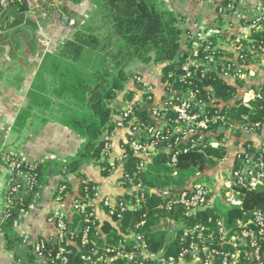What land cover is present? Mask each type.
Returning a JSON list of instances; mask_svg holds the SVG:
<instances>
[{
	"label": "built area",
	"instance_id": "built-area-1",
	"mask_svg": "<svg viewBox=\"0 0 264 264\" xmlns=\"http://www.w3.org/2000/svg\"><path fill=\"white\" fill-rule=\"evenodd\" d=\"M50 3L51 0H0V7H23L34 15H45ZM249 10V5L240 0H226L219 6L217 13L224 19L223 23L199 29L190 38L187 62L182 65L184 74L180 82L192 79L199 70L201 78L210 71H216L229 84V81H243L247 95L238 99L243 105L250 107L252 101L261 98L264 82L254 84L249 80L254 77L250 63L264 60V47L257 46V40L251 39L252 33L264 30V5L254 15L249 16ZM228 15L242 21L244 28L231 36L233 57H217L212 51L222 48L219 45L221 37L233 30V25L226 21ZM61 18L64 24L70 23L66 15ZM218 60H226L227 64L218 69ZM160 75L163 95L157 103L151 84L143 81L139 74L133 78L134 84L143 86V90L136 89V99L141 102L138 109L146 110L147 117L135 115L133 102H126L120 109L121 113L113 119L115 129L126 133L124 144L130 153L127 155L123 150V162L137 158V168L145 170L156 155L163 152L167 154L166 166L174 177L178 176L180 162H188L187 168L195 169V175L184 178L179 185L152 188L141 181L134 182L132 177L123 174L122 183H128L125 185L127 192L119 196L103 195L98 187L90 194L85 188L82 197L77 194L73 198V211L85 215L86 222L95 226L96 236L99 237L101 229L96 225L99 222L97 211L102 209L119 237L115 245L106 246L101 252L96 242L89 238L91 226H86L81 245L92 246L83 250L81 258L91 264H110L118 259H125L130 264H264V204L253 208L245 205L249 194L264 193V120L262 123L242 122L239 145L231 143L226 133L227 130L231 133L232 127L226 128L222 124L225 118L221 111L225 105H234V100L228 104H216L211 114L205 110L206 106L212 105L211 102L198 100V90L175 88L173 83L162 81L161 71ZM262 108L264 111V105ZM168 113L171 115L168 116ZM217 123L220 124L217 135L224 137L221 141H210V145L228 149L231 144L238 149L230 161L226 153L216 166L203 168L186 156L193 150L204 153L200 147L206 145L207 138L213 135L210 127ZM254 135L257 143L247 138ZM169 136H175L173 142ZM160 139L168 144L162 150H157ZM34 165L13 158L12 169L19 173L22 181L11 186L7 202L26 197L28 191L33 189L36 180L31 170ZM209 178L213 182H207ZM201 179L204 182H200ZM65 189L64 185L59 187V202ZM152 196L158 198L152 210L159 216L153 228L167 234L165 242L156 250H152L145 239L146 213L135 224L123 226L121 223L124 214L141 207L147 209ZM218 200L227 211H219L216 207ZM67 219L62 205H58L50 217L59 242L54 258L61 263L67 261L69 254L63 244L74 243L69 238ZM32 246H35L37 256L44 262L42 247L37 240ZM89 253L95 257L89 256Z\"/></svg>",
	"mask_w": 264,
	"mask_h": 264
},
{
	"label": "trees",
	"instance_id": "trees-1",
	"mask_svg": "<svg viewBox=\"0 0 264 264\" xmlns=\"http://www.w3.org/2000/svg\"><path fill=\"white\" fill-rule=\"evenodd\" d=\"M67 3L77 4L81 0H65ZM99 8L102 21L111 28L110 38L103 40L92 28L90 24L82 26L77 30L71 39L63 43L55 52L48 53L39 69L33 83L29 99L32 102H40L42 108H49L58 104L60 109V123L84 139L81 151L65 164L46 160L35 162L31 174L35 177L36 183L33 189L29 190L26 197L13 199L8 202L0 215V232L3 235L5 249L20 264H91L81 258L83 250H88L92 245L82 246L81 240L86 226H91L89 238L96 242L97 248L102 252L106 246L115 245L118 240V232L109 224L100 226L101 236H96L95 226L91 222H86L85 215L73 212L67 220L69 228V238L74 243L63 244L69 254L67 261L61 263L56 260L55 254L58 249V239L55 234L49 238L39 237L38 244L42 247L44 258L41 261L35 252V246H31L26 260L18 256V248L22 245L24 238L16 232L15 223L18 217L31 205L39 187L45 184V174L48 168L55 166L57 171L65 176L69 173L75 174L82 180L78 195L85 194V188L93 194L95 183L86 179L82 173V168L87 163L95 160L100 167L102 175L107 176L111 169L106 157L107 143L106 137L115 130L113 119L121 113V110L114 106V101L120 93H123V101L133 102L135 115L147 117L146 110L138 109L140 101L136 99L137 92L127 89V82L131 79L125 69L127 65L138 58L144 63L152 62L161 65L162 81H169L175 88L198 90L196 97L198 100L211 102L212 105L205 107L206 111L214 112L215 105L220 103H230L234 100V105H225L221 111L225 120L222 123L226 128H231L233 137L241 136V123L263 122L264 94L262 90L261 98L250 103V107L242 104L236 98L238 88L227 83L220 78L216 71H210L200 77V70L192 79L180 82L179 79L184 74L182 65L187 62V52L181 50V23L183 17L166 9L158 0H92ZM68 7V6H67ZM0 13L4 15L5 21L9 24L10 19L13 26L22 23L25 18L23 7H10L2 9ZM220 19L216 25H219ZM225 39V36L222 37ZM114 39V41H113ZM251 39H256V45L264 47V30L252 33ZM120 43L113 50L115 41ZM215 40V39H214ZM219 57L232 58L233 55L227 53L222 48L212 51ZM84 55L90 57L88 62L78 65ZM227 64L226 60H218L217 68ZM44 68V69H43ZM243 85V81H238ZM36 84V85H35ZM142 84H135V88L142 89ZM143 90V89H142ZM33 94V95H32ZM33 96V97H32ZM31 97V98H30ZM29 100V102H31ZM30 104L19 113L14 130L21 132L25 126L29 112L33 108ZM74 107H81L84 114L74 115ZM27 112V113H26ZM26 113V114H25ZM168 116L171 113L167 114ZM47 120V119H45ZM48 121V120H47ZM45 121V122H47ZM44 122V123H45ZM20 123V125H19ZM220 124L210 127L213 135L209 136L206 145L200 147L204 153L193 150L186 158L195 160V164L201 167H214L227 153L224 146L214 147L210 141H221L224 135H217ZM172 142L175 136H169ZM157 150H162L168 142L157 141ZM123 150L129 155L128 146L123 143ZM167 154L160 152L150 162L145 170L137 168V158H130L124 163V175L132 177L134 182L142 183L152 188H164L169 185H179L184 182L181 172L188 170L189 163L180 162L178 176L172 175L171 169L166 166ZM24 169V167H21ZM67 170H66V169ZM12 178L16 177V170L12 171ZM123 182V179H121ZM66 186V194L70 191L66 181L61 183ZM128 185V183H124ZM6 199L9 191H6ZM58 193V192H57ZM59 195V194H57ZM246 207H258L264 204V193H251L248 196ZM250 200V201H249ZM158 198L152 196L148 202V208L141 207L137 211H130L124 214L122 225L135 224L147 214V226L145 239L152 250L162 246L166 240L164 232L154 229L153 226L159 219L152 210ZM99 226V222H96ZM95 257L93 253L88 254ZM110 264H130L127 260H114Z\"/></svg>",
	"mask_w": 264,
	"mask_h": 264
},
{
	"label": "crops",
	"instance_id": "crops-1",
	"mask_svg": "<svg viewBox=\"0 0 264 264\" xmlns=\"http://www.w3.org/2000/svg\"><path fill=\"white\" fill-rule=\"evenodd\" d=\"M164 7L175 14L183 17L180 25L182 30L181 43L183 52H187L189 48L190 38L199 29L209 28L216 25L220 19L222 24L224 19L219 17L217 10L226 0H158ZM249 5V16L254 15L259 8L263 7L264 0H240ZM69 10V19H72L70 25L60 23L59 20L54 19L53 16L45 17L40 22L31 21L30 19H37L41 15H34L28 11L25 12V20L20 23V26L25 25L24 31L30 34L34 40L29 42L28 49L22 53H10L6 50L5 54L0 55V144L1 148L15 151V154L23 157L28 162H44L52 160L61 164L69 162L71 159L81 151L84 139L79 136L72 129L62 125L61 123L49 120L44 123L36 132L31 133L27 130L23 132L21 137L13 134V127L17 121L20 111L27 106V97L31 90L34 79L42 66V63L48 53L55 52L63 43L72 38L73 34L82 26L93 24L94 18L100 14L99 8L92 0H81L77 4L67 3ZM227 23L233 25V30L225 35V39L221 37L219 45L229 54H233L231 37L234 33L244 28L242 21H239L233 15L226 17ZM19 25V24H18ZM97 33V27L92 26ZM111 27L108 25L110 34ZM30 37V36H29ZM101 37V36H100ZM103 39V38H102ZM231 41V42H230ZM224 43V44H223ZM158 70L161 66L156 65ZM250 68L254 74L249 83L264 82V60H255L250 63ZM157 70V71H158ZM161 70V69H160ZM160 70L157 73H151L146 68L141 70L143 81L151 84L156 93V103L163 95V88L161 84ZM6 74L9 78H18L20 82L6 81L3 77ZM4 74V75H3ZM129 75L131 73H128ZM158 76L159 88L154 84V78ZM8 78V79H9ZM231 85L238 88L235 99H239L247 95V90L244 85L238 84L234 81H229ZM127 89L135 90V84L130 79L127 82ZM119 102H115L114 106L121 109L125 106L123 101V93L118 96ZM231 143L239 145L238 138H234L227 130ZM126 133L123 130L115 129L110 136L106 137L109 140L107 143L106 157L110 163L111 169L107 176H103L100 167L97 165L98 161H91L82 168V173L86 179L95 183L103 195L119 196L127 192L125 185L121 179L124 174L123 143L125 142ZM247 137V136H243ZM248 139L257 143V137L248 136ZM19 139V140H18ZM238 148L235 146H228L227 159L230 161L234 152ZM66 169V168H65ZM8 167L3 170L0 169V180L3 178L2 174L6 173L9 177ZM67 170V169H66ZM4 172V173H3ZM46 182L41 185L36 192L34 199L29 206L16 220V232L21 235L24 240L18 248V256L22 260H26L32 244L39 238H49L56 232L54 224L50 221L53 211L58 205H62V210L67 217H71L73 212L72 202L73 198L78 194L82 180L75 174L63 175L61 171H57L55 166L47 169L45 174ZM66 181L70 187V191L66 194H61L62 200L58 201V190L62 186V182ZM12 183V182H11ZM9 184L8 178L5 186ZM1 186V183H0ZM65 186V185H64ZM4 208L0 211L3 214ZM99 226L104 223L109 224L114 228L110 219L102 211H97ZM0 264H20L15 258L6 251L3 235L0 232Z\"/></svg>",
	"mask_w": 264,
	"mask_h": 264
},
{
	"label": "rangeland",
	"instance_id": "rangeland-1",
	"mask_svg": "<svg viewBox=\"0 0 264 264\" xmlns=\"http://www.w3.org/2000/svg\"><path fill=\"white\" fill-rule=\"evenodd\" d=\"M62 15H66L68 18H70L69 17V10L67 7V2L65 0H51V3L48 7L47 14L41 15L37 19H35V18L30 19V22L31 21L40 22V20L45 19V17L53 16L54 19H56V20L58 19L60 23H63L62 18H61ZM23 17L25 18V14L23 15ZM25 20H27V19H25ZM69 21H70V23H72V19H69ZM9 22L10 23L8 24L4 19V15H2L0 13V55L5 54L6 50H9L10 53L11 52L12 53L24 52V50L28 49V45H30V44H27V43L32 38V36L30 34H27L26 31H24L25 25L20 26V24H19V25L13 26L11 24L13 22L12 19H10ZM70 23L68 25H70ZM90 25L91 26L94 25L95 27H97V30H96L97 34L99 36H101V38H103V40L105 39V41H106L107 38L108 39L110 38V36H109L110 34L108 31V24L106 22L102 21L100 14L94 18L93 24L91 23ZM27 38L29 40H27ZM30 41L33 42L34 40L32 39ZM113 41H114V39H113ZM119 43H120L119 41H117V40L115 41V44L113 46V50L116 49V46ZM221 46H223V45L221 44ZM89 59H90V57L88 55H84L82 57V60L78 63V65L80 64V66H83L82 64H84L85 62H88ZM156 65H159V64H155L152 62L144 63L141 60H139L138 58H136L127 65L125 71L127 73H131L130 74L132 77L131 80L133 81L134 75L139 74L138 72H140L141 70H145L146 68H148L151 71V73H154V74L157 73L161 68L158 70ZM159 66H161V65H159ZM1 77H3L6 81L8 80L11 82H15L17 80L14 77L9 78L10 75H8L6 73L4 76H1ZM17 82H20L19 78H18ZM154 84L156 85V87L158 89L160 86L159 81H158V76H155ZM33 87L34 86L32 84L31 90L29 92L30 94H31L32 90H34ZM27 98H28L27 99V105L30 104L32 106V104H33L34 106L31 109V111L29 112V115H28V118L25 122V126H24L23 130L20 133L16 132L14 130V128H15V125H14L13 134L15 133L18 137H21L25 130H27L26 134H28L29 131H31V133L36 132L41 126L44 125V122L47 120L48 121L53 120V121H57L60 123L59 119H60L61 115H60L59 106H57L58 104L52 105V107H49V108H42L40 106V102H32L31 101L32 99H29V97H27ZM29 100L31 102H29ZM119 101L120 100L117 97V99L114 101V103L119 102ZM24 109H26V107L23 108L21 111H23ZM74 110H75L74 115H77V116H81L85 112V111H83V109L81 107H74ZM45 119H47V120H45ZM19 125H20V123H19ZM212 142H215V141L212 140ZM6 148L7 147L1 148V144H0V169L2 168L3 170H5L6 167H8V169H9L8 170L9 177H8V175H6L7 172L6 173L3 172L4 173V174H2L3 178L0 180V183H1V186H0V211L8 205V202L6 199V193H7L6 191L7 190L10 191L11 186L14 183L22 181V179L20 178L19 173L17 171H16V177L15 178H12V176H11L12 171H13V169H12L13 158H17V159L19 158V159L26 161V159H23V157H20L19 155L15 154V151L7 150ZM31 163H33V162H31ZM195 172H196V170L191 168V169H188V170L181 172L180 176H182V178H190L192 175H195ZM0 174H1V172H0ZM7 178H8L9 184H7V186H5ZM200 182H204L203 179H201ZM207 182H213V181L211 178H209V179H207ZM216 207L219 209L220 212L227 211V208L224 205H222L219 200L216 203ZM164 235L167 236V234L165 232H164Z\"/></svg>",
	"mask_w": 264,
	"mask_h": 264
}]
</instances>
